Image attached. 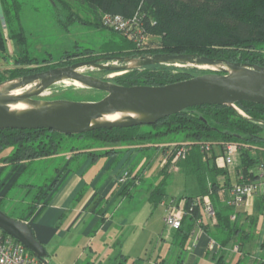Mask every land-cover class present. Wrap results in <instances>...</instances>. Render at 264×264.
<instances>
[{"label": "trees", "instance_id": "1", "mask_svg": "<svg viewBox=\"0 0 264 264\" xmlns=\"http://www.w3.org/2000/svg\"><path fill=\"white\" fill-rule=\"evenodd\" d=\"M53 2L66 7L70 11L69 18L109 27L119 35L120 40L113 39L112 49L108 51L96 52L91 48L80 49V46H76L74 50L66 51L56 62L38 60L29 56L24 47L26 34L19 22L20 0H0V52L5 56L10 53L13 58L10 67L0 69V82L108 55L195 53L264 66V0H53ZM73 6L77 9H73ZM78 9H83V15ZM106 14L126 18L137 15L144 23L143 44L138 46L133 39L104 24L103 17ZM14 46H17V49ZM203 71L204 69L191 66L151 64L128 70L109 79L127 86L164 85L188 79ZM109 73L111 71L105 72ZM237 105L246 113L245 116L231 106L204 104L169 115L152 125L100 128L72 135L44 128L1 129L0 154L8 148H11V151L5 156L2 155L0 160L10 166H23L24 173L34 161L55 156L65 148L66 158L69 156L72 158L67 159L69 162L66 168L77 170V167L76 169L73 167L74 161L79 162L82 157L90 155L96 160L111 153H118L119 150L114 146L122 142H132L139 150L162 148L164 155L170 147L186 144L189 147L188 155L177 162V167L186 175L195 176L200 193L180 198L185 199L186 209L194 205V209L185 216L182 226L174 235V238H178V244L185 248L196 221L200 218L205 219L203 210L205 195H209L217 218L233 209V206L230 207L221 201L226 198L227 191L231 192L234 185L231 168L226 164L224 157L225 146L228 143H238L241 147L240 165L236 167L237 182L240 181L241 174L246 180L255 181L258 178L257 168L259 164L264 163V104L240 101ZM178 136L184 140L179 141ZM208 143L211 145L210 149L205 148ZM107 146L110 148H106ZM61 167L58 166L56 169L61 171ZM173 171L170 161L162 166L160 183L155 185L152 191L155 202H160L167 196L161 185ZM58 181V178H54L51 184L26 183L25 185L29 187H38L28 208L40 198L46 187L49 189ZM17 183L16 181L15 184ZM130 188L127 185L125 192H129ZM230 197L228 196L227 200ZM2 206L3 203L0 201V209L4 210ZM218 224L221 226V223ZM227 235L229 237L230 232ZM178 258V263L181 264L182 255Z\"/></svg>", "mask_w": 264, "mask_h": 264}, {"label": "rangeland", "instance_id": "2", "mask_svg": "<svg viewBox=\"0 0 264 264\" xmlns=\"http://www.w3.org/2000/svg\"><path fill=\"white\" fill-rule=\"evenodd\" d=\"M20 2L19 22L26 34L24 47L29 56L38 60L47 59L56 62L66 51L74 50L76 46H80V49L91 48L96 52L108 51L112 49L113 39L120 40L119 35L109 27L96 26L77 18L75 20L69 18L70 11L61 3L55 4L53 0H20ZM73 9L77 8L73 6ZM78 12L83 15V9H78ZM1 19L3 21V18ZM9 47L12 51L11 44ZM14 47L17 49V46ZM12 63L13 58L10 53L5 56L0 52V69L8 68ZM94 73L104 76L111 74L105 75L104 71ZM112 74H114L112 77L118 75L115 72ZM105 95L104 91L79 88L71 82H62L45 92L43 98L96 101ZM178 139L184 140L179 136ZM114 147L119 150L120 159L126 157L132 147L136 148L132 142L118 143ZM64 150L65 148L55 156L34 161L21 174L18 184L10 190L2 206L10 216L14 218L23 216L22 212H28L30 209L25 202H31L38 187L32 188L25 185L26 183L51 184L59 174L56 168L63 166L67 159L71 158V156L66 158ZM10 151L11 148H8L0 156H5ZM129 156L131 159L126 167L132 168V171L127 170L128 178L138 168L140 161L146 164L144 181L136 186H130L135 196L133 202L128 204V199L120 206L118 212L113 209L110 213L112 217L98 231H90L92 235L81 233L85 224L72 229L62 246L46 256L49 264H178V254L180 256L183 250L173 244V238L165 225L166 206L149 199L150 185L155 186L160 183L161 176L158 175V169L166 155L161 148H151L134 151ZM91 157L90 155L82 157L79 162L74 161L73 167L75 169L77 167L79 172L84 171L88 176L102 170L101 168L108 160L106 156L96 160H91ZM147 159L149 160L146 163ZM171 168L177 169L172 166ZM52 187L54 188L55 185H52L51 189ZM161 188L168 196L194 195L199 192L196 178L182 171L170 174ZM51 189L46 187L48 192Z\"/></svg>", "mask_w": 264, "mask_h": 264}, {"label": "water", "instance_id": "3", "mask_svg": "<svg viewBox=\"0 0 264 264\" xmlns=\"http://www.w3.org/2000/svg\"><path fill=\"white\" fill-rule=\"evenodd\" d=\"M151 64L191 66L203 72L164 85H123L94 75L95 71L123 73ZM106 92L96 101L47 99L44 93L60 83ZM240 101L264 104V66L199 54L147 53L100 56L17 76L0 82V130L50 129L67 135L100 128L152 125L169 115L204 104L234 107ZM0 229L19 240L38 257L48 252L25 220L0 209Z\"/></svg>", "mask_w": 264, "mask_h": 264}, {"label": "crops", "instance_id": "4", "mask_svg": "<svg viewBox=\"0 0 264 264\" xmlns=\"http://www.w3.org/2000/svg\"><path fill=\"white\" fill-rule=\"evenodd\" d=\"M138 150L132 147L128 155L121 159L119 152L111 153L105 157L108 160L101 168L102 170L88 176L84 171L79 172L78 168L77 170L66 168L69 162L66 161L55 177L59 180L55 187L49 188L50 192L45 190L40 198L34 201L28 212H22L23 216H16V218L25 220L32 226L36 238L45 246L48 255L51 251L58 250L67 240L72 229L77 226L85 224L81 233L92 235V231H98L112 217L110 213L113 209L118 212L120 206L128 199V204L133 202L135 196L132 189L125 192V188L127 185L136 186L144 181L146 164L140 161L138 168L131 173L132 176L124 182L121 177L125 171H132V168L126 165L131 159L129 155ZM160 166L159 176L163 166L162 160ZM22 170L23 166H10L0 160V201L3 205L10 190L18 184L15 182L20 179ZM230 170L233 184H235L237 182L236 167ZM175 171L181 170L175 169L173 172ZM154 187L153 184L149 187L151 190L149 199L166 206V212H164L166 217L168 203L184 195H167L162 201L155 202L152 197ZM199 193L200 190L194 195ZM225 194L226 198L221 201L230 206L228 204L230 199L227 200V197L232 196L231 192L227 191ZM25 203L30 204V202ZM234 214L236 217L232 219ZM218 219L217 223H213L205 217L202 227L192 230L185 248L178 244L177 237L174 238L176 230L169 233L173 238V244L183 250L180 252L183 260L181 264H264V189H259L241 205L233 206V209L224 212ZM218 223H221V226H218ZM228 232H230L229 237ZM212 240L215 241L213 245ZM178 261L179 258L177 263Z\"/></svg>", "mask_w": 264, "mask_h": 264}, {"label": "built area", "instance_id": "5", "mask_svg": "<svg viewBox=\"0 0 264 264\" xmlns=\"http://www.w3.org/2000/svg\"><path fill=\"white\" fill-rule=\"evenodd\" d=\"M104 24L114 28L115 30L123 33L130 39H133L138 46L143 44L144 39V23L140 21L137 15L133 17H123L121 15H109L106 14L103 17ZM120 74V73H117ZM114 74H110L112 77ZM51 90V89H50ZM206 149H210L211 145L208 143L205 146ZM189 147L186 144L174 145L170 147L163 159L162 165L171 162L172 167H177V162L181 159H185L188 155ZM240 152L241 147L238 143H228L225 146V161L230 168H235L240 165ZM258 178L255 181L250 179L246 180L244 175L241 174L240 181L236 182L231 189V198L228 202L229 205L237 207L241 205L245 199L253 195L259 189H264V163L259 164L257 168ZM132 176V175H131ZM128 179V171L124 173L121 180L124 182ZM204 201V213L205 217L210 219L213 223L218 222L216 211L212 205L209 195L203 197ZM194 209V205H191L189 209H186L185 199H172L168 203L167 214L165 217V223L168 228V232L180 229L183 224L185 216ZM236 215H232V219H235ZM204 224V219L200 218L196 221L195 228H200ZM193 229V231H194ZM215 241H211L213 245ZM0 264H49L48 261L38 257L35 253L25 247L19 240L9 234H5L0 229Z\"/></svg>", "mask_w": 264, "mask_h": 264}, {"label": "flooded vegetation", "instance_id": "6", "mask_svg": "<svg viewBox=\"0 0 264 264\" xmlns=\"http://www.w3.org/2000/svg\"><path fill=\"white\" fill-rule=\"evenodd\" d=\"M203 72H209V71H208V70H204ZM203 72H202V73H203ZM91 74H94V73H91ZM94 75H95V74H94ZM105 75H106V74H105ZM106 76H107V75H106Z\"/></svg>", "mask_w": 264, "mask_h": 264}]
</instances>
